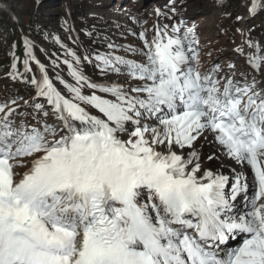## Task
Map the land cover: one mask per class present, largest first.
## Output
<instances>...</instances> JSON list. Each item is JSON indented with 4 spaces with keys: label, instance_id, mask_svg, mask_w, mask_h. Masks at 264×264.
I'll use <instances>...</instances> for the list:
<instances>
[{
    "label": "snow or ice",
    "instance_id": "6c2138e0",
    "mask_svg": "<svg viewBox=\"0 0 264 264\" xmlns=\"http://www.w3.org/2000/svg\"><path fill=\"white\" fill-rule=\"evenodd\" d=\"M182 24L119 46L139 60L115 43L85 55L102 81L69 50L63 89L25 40V71L31 59L40 72L25 82L46 103L31 105L36 124L0 105V264H264V50L239 72L201 71L195 28ZM209 136L250 182L205 166L217 158L199 151Z\"/></svg>",
    "mask_w": 264,
    "mask_h": 264
},
{
    "label": "rangeland",
    "instance_id": "374dc122",
    "mask_svg": "<svg viewBox=\"0 0 264 264\" xmlns=\"http://www.w3.org/2000/svg\"><path fill=\"white\" fill-rule=\"evenodd\" d=\"M41 1L51 2L50 9H57L58 15L62 13L70 17L69 14L72 13L75 18L76 15L79 16L78 19L69 20V26L63 33L65 39L59 51L48 48L40 41L26 38L30 41L32 53L45 66L48 75L61 89L63 86L56 80L58 76L74 83L68 66L64 63L65 60L75 63L69 50L75 51L82 58L80 68L86 75L93 80L102 81L105 78L96 68V62L93 60L89 63L83 60V57L85 55L92 57L96 52H107L109 51L107 45L115 43L118 46L115 54L139 60L141 57L138 53L125 52L124 48L119 46L142 47L138 34L145 31L151 39L154 35V25L166 24L171 30L173 25H181L183 22L182 32L194 27L199 40L196 47L200 55L201 71L208 68L210 63H219L227 72L226 66L232 62L236 63L239 72L245 69L248 54L256 52L255 45H259L261 50H264V19L258 18L261 13L264 14V6H260L264 5V0H232V7H229L228 3L224 5L223 2L214 3L211 0H89L86 2L80 0V4L72 0ZM253 3L258 5L255 11H251ZM31 7L30 0H0V14L5 12L21 31L25 30L23 28L25 20L32 16L41 17L45 13L40 10L42 7L36 8V6L33 9ZM10 10L12 13L9 12ZM157 11L160 15H157ZM255 24L260 27V31H256V37L251 35V26ZM249 41L253 47L249 46ZM238 48L244 49L243 56L237 53ZM3 49L5 45L0 39V55ZM30 67L36 76L40 75L39 67L34 60H31ZM246 70L252 72L250 66ZM11 74L6 67L0 65V105L16 108V113L13 114L15 119H27L29 123L36 124V120L32 118L31 105L34 102L46 103V101L42 98L34 100L35 87L20 80L19 76ZM91 91L92 89H84L85 94H90ZM13 101L15 104L12 103ZM25 101L28 102L27 105ZM20 112L29 115L20 117L17 115ZM2 116L3 113H0V117ZM48 122L56 123L51 116ZM22 163H29V158H23ZM16 171L22 172L24 168H18ZM237 243L238 241L233 240L229 245L235 247Z\"/></svg>",
    "mask_w": 264,
    "mask_h": 264
},
{
    "label": "trees",
    "instance_id": "16d2710c",
    "mask_svg": "<svg viewBox=\"0 0 264 264\" xmlns=\"http://www.w3.org/2000/svg\"><path fill=\"white\" fill-rule=\"evenodd\" d=\"M69 1V0H68ZM80 4V0H72ZM83 2L89 0H82ZM211 2L218 3L223 2L229 7L233 6L232 0H211ZM57 4V3H56ZM31 8L42 7L40 10L44 11V15L41 17H30L28 20H25L23 29L24 31L19 30L9 19L7 14L4 12L0 14V39H2L5 49L2 50L0 55V65L6 67L13 76H19V79L25 82L24 78L31 79L32 74L35 72H26L24 61L28 59L26 52L25 39L40 41L48 48H52L56 51H59V47L63 44L65 39L64 31L69 26L70 21L75 17L70 13L58 15L57 9H50L52 6L51 2H45L41 0H30ZM48 9H47V7ZM45 7V8H44ZM260 14V13H259ZM78 19L79 16L76 15ZM258 18L264 19V14L261 13ZM251 35H256V31H260L258 25L251 26ZM256 37V36H255ZM16 63L15 70L12 68V64ZM31 59H29L30 65ZM19 73V75H17ZM28 75V76H27ZM36 75V74H34ZM26 83V82H25Z\"/></svg>",
    "mask_w": 264,
    "mask_h": 264
},
{
    "label": "bare ground",
    "instance_id": "6f19581e",
    "mask_svg": "<svg viewBox=\"0 0 264 264\" xmlns=\"http://www.w3.org/2000/svg\"><path fill=\"white\" fill-rule=\"evenodd\" d=\"M12 13V10L9 11ZM199 151L202 158L206 157L210 153H215L216 159L214 161L204 160L206 167L211 168L214 171L222 172L225 175L233 176L236 174L246 175L250 180L252 179L251 169L247 165L238 164L236 161L230 159L224 152L223 148L218 145L211 136L207 140L200 142Z\"/></svg>",
    "mask_w": 264,
    "mask_h": 264
}]
</instances>
